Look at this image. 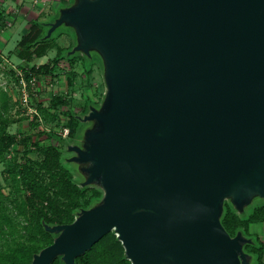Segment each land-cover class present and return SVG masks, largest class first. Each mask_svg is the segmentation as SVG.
Instances as JSON below:
<instances>
[{
	"label": "water",
	"instance_id": "obj_1",
	"mask_svg": "<svg viewBox=\"0 0 264 264\" xmlns=\"http://www.w3.org/2000/svg\"><path fill=\"white\" fill-rule=\"evenodd\" d=\"M48 25L103 60L102 104L67 145L103 197L45 223L32 264H76L111 231L132 264H253L222 216L264 199V0H74Z\"/></svg>",
	"mask_w": 264,
	"mask_h": 264
},
{
	"label": "trees",
	"instance_id": "obj_2",
	"mask_svg": "<svg viewBox=\"0 0 264 264\" xmlns=\"http://www.w3.org/2000/svg\"><path fill=\"white\" fill-rule=\"evenodd\" d=\"M7 15L10 14H6V9H0V22L5 23ZM48 29V21L40 17L32 20L28 32L22 35L14 50L16 56L30 63L44 56L52 45L56 31L46 37ZM73 46H69L68 50ZM65 59L71 73L68 81L72 85L79 56L68 53L66 58L62 47L58 48L51 62L40 65L38 69L34 66L32 70L57 75L56 68ZM83 64L86 73L91 74L94 64ZM12 103V95L0 88V162L5 164V185L0 184V264H32L34 254L50 245L57 235L47 231L44 224L73 222L79 210L90 208L103 197V190L95 185L83 186L82 181L75 177L65 159L66 137L57 130L36 131L40 123L31 121L28 131L17 135L10 132L11 124L18 120L11 114ZM38 108L43 116L45 113L57 120L59 127H69V136L77 130L82 114L73 109L65 93H53L49 106L44 107L39 102ZM89 108L87 104L83 114L88 113ZM58 111L60 115L56 113ZM44 134L57 139L59 144H46L34 138ZM32 152L38 153V156L31 155ZM222 223L233 236L242 230L252 237L253 243H247L245 250L253 255V264H264V241L259 235L251 233L252 224L264 223V199L254 202L243 213L226 201ZM52 264H63L61 256ZM76 264L132 263L126 257L117 234L111 231L85 254L78 256Z\"/></svg>",
	"mask_w": 264,
	"mask_h": 264
},
{
	"label": "rangeland",
	"instance_id": "obj_3",
	"mask_svg": "<svg viewBox=\"0 0 264 264\" xmlns=\"http://www.w3.org/2000/svg\"><path fill=\"white\" fill-rule=\"evenodd\" d=\"M73 2L74 0H40V2L34 6L32 5V1L30 0H0V9L8 10L9 8V10L13 13V15H10L14 16V18L15 15H18L20 11H23L24 14L26 13L25 15L22 14V17H19L17 19H14L13 17L9 19L11 22H13V25L4 32L0 33L4 38H8V42L5 43L4 40H0V48L4 53H6V55L10 56L12 61L18 63V57L16 56L14 49L18 45V42L21 39L22 35L28 32L32 20L40 17L44 21H50L59 14V9L62 6L69 5L70 3L72 4ZM26 3L27 5H25ZM10 6L12 8H10ZM75 44L76 34L74 29L67 25H63L54 32V35L52 37V45L47 50L46 54L41 58H37L34 62L41 65L48 61L51 62L53 57H55V55L57 54L58 48L60 47L64 48L65 57L67 58L69 53L68 47ZM76 55L79 56V59L75 68L76 75L73 76V84L70 85L68 81L69 75L71 73L69 72L70 67L67 59H65V61H63V63L56 68V73L58 75V78L60 79L59 82L51 86L50 89L44 83L43 87L46 86L47 89L41 91L39 97L43 103L45 102L46 105L49 106L50 99L53 93L63 92L70 99L73 109H75V111L80 115L82 114L81 116H84L86 113L83 114V110L87 104L89 106H101L104 99L103 96L106 92V82L103 72V60L97 51H93L92 56H85V54L81 51L76 52ZM91 62L94 65L91 74L88 75L85 71L83 63L90 65ZM66 71L68 72L66 73ZM63 76L64 78L62 79ZM13 78L14 77L11 75V72L7 70L4 71L2 69V66L0 65V88H3L10 95H12L13 103L11 106V114L15 119H18L16 122L11 124L9 130L10 132L16 133L17 135L21 132L28 131L31 115L27 113L26 109L22 107L18 101H16L17 91L14 90ZM56 113L60 115L61 112L58 111ZM43 117L44 122L40 127H37L36 130L45 129L46 131H49L48 129H59V126L57 125L58 121L53 120L51 115L44 113ZM92 124V120L83 121L80 119L77 130L74 131L71 136L65 138V140L67 141V145L82 143L85 131L90 128ZM37 133L38 132H36V135H38ZM34 138L41 139L46 144H59V141L57 139L51 137L48 138L45 134L42 136H34ZM31 155L37 157L38 153L32 152ZM73 156L74 152L68 151V149L66 148V162L73 170L75 177L78 180L83 181L85 176L80 169V164L74 161H68V159L72 158ZM0 184L5 185V164L3 162H0ZM262 200L263 198H255L253 200V203H259ZM251 233L259 235L264 241V223L252 224Z\"/></svg>",
	"mask_w": 264,
	"mask_h": 264
},
{
	"label": "built area",
	"instance_id": "obj_4",
	"mask_svg": "<svg viewBox=\"0 0 264 264\" xmlns=\"http://www.w3.org/2000/svg\"><path fill=\"white\" fill-rule=\"evenodd\" d=\"M30 1H32V5L34 6L40 2V0ZM11 26L12 22L9 19H7L5 23L0 22V33L4 32ZM0 65L4 71H10L11 75L14 77V90L17 91L16 101H18L19 104L26 109L29 115H31L30 122H39L40 125L38 127H40L44 122V117L38 108V103L40 102V92L42 91L44 83L50 89L51 86L59 82L60 79L58 78V75L33 71L32 69L34 66L38 69L41 64H37L35 62L30 63L25 59L18 58V63H15L11 60L9 55H6V53L3 52L1 48ZM55 130L62 134L63 137H68L70 134V128L66 126L59 127V129Z\"/></svg>",
	"mask_w": 264,
	"mask_h": 264
},
{
	"label": "crops",
	"instance_id": "obj_5",
	"mask_svg": "<svg viewBox=\"0 0 264 264\" xmlns=\"http://www.w3.org/2000/svg\"><path fill=\"white\" fill-rule=\"evenodd\" d=\"M20 1V0H19ZM25 5H27V3L25 4ZM10 8H12L11 6H10ZM23 8V7H22ZM23 11H20L19 12V14L18 15H15V18H14V16H12L13 15V13L9 10V8H8V10H6V14H12V15H7L9 18L8 19H10L11 17H13L14 19H17V18H19V17H22L21 15L22 14H24V12L22 13ZM26 14V13H25ZM24 14V15H25ZM12 25H13V22H12ZM0 40H4L5 41V43L6 42H8V38H4L3 37V35L2 34H0ZM17 47V46H16ZM15 50V49H14ZM64 78V76L62 77V79ZM61 83V82H60ZM43 90L42 91H44L45 89H47V87L45 86V87H43L42 88ZM65 92V91H64ZM63 93V92H62ZM41 95H42V93H41ZM40 104H42L43 106H48V105H46V103L44 102H42V100H40Z\"/></svg>",
	"mask_w": 264,
	"mask_h": 264
},
{
	"label": "flooded vegetation",
	"instance_id": "obj_6",
	"mask_svg": "<svg viewBox=\"0 0 264 264\" xmlns=\"http://www.w3.org/2000/svg\"><path fill=\"white\" fill-rule=\"evenodd\" d=\"M246 236H247V235H246ZM247 237H250V236H247ZM250 238H252V237H250ZM261 240H262V239H261ZM253 241H254V240H253ZM262 241H263V240H262ZM246 244H247V243H246ZM246 244H245V245H246ZM244 248H245V246H244Z\"/></svg>",
	"mask_w": 264,
	"mask_h": 264
}]
</instances>
